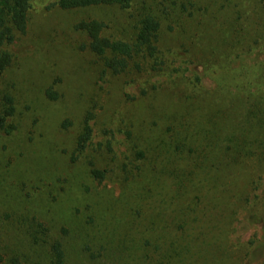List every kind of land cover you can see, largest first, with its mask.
Returning <instances> with one entry per match:
<instances>
[{
	"label": "rangeland",
	"instance_id": "rangeland-1",
	"mask_svg": "<svg viewBox=\"0 0 264 264\" xmlns=\"http://www.w3.org/2000/svg\"><path fill=\"white\" fill-rule=\"evenodd\" d=\"M56 3L31 0L25 33L3 48L0 96L15 112L14 129H0V264H51L56 239L67 264H186L163 250L166 223L179 237L183 220L200 241L194 264H264V0ZM144 15L159 22V72L104 71L74 27L95 20L131 42ZM87 111L92 137L78 154ZM135 151L147 169L125 181Z\"/></svg>",
	"mask_w": 264,
	"mask_h": 264
},
{
	"label": "trees",
	"instance_id": "trees-1",
	"mask_svg": "<svg viewBox=\"0 0 264 264\" xmlns=\"http://www.w3.org/2000/svg\"><path fill=\"white\" fill-rule=\"evenodd\" d=\"M31 0H0V75L11 65V55L3 48L12 43L17 34H24L27 27V14L30 8ZM133 0H57V6L61 10H73V9H85L93 6H118L121 9H127L130 7ZM74 27L84 32L88 38V50L101 60L104 71L111 72L114 76L123 74L128 70H141L148 69L149 71L159 72L163 69L159 64V22L151 15H144L141 17L139 24L136 28L135 37L131 42L122 40H111L101 34L103 30V24L95 20L85 21L82 20ZM151 68V69H150ZM15 112L13 98L9 94H3L0 96V129L5 133H9L14 129L13 124L7 123L9 117H12ZM93 119V114L87 111L83 117L82 125L74 140V152L82 153L92 137V129L90 121ZM69 124L67 120H64L62 127H66ZM70 125V124H69ZM192 150V149H190ZM74 154V153H73ZM77 154V156H78ZM77 156L72 155L71 160L75 161ZM145 162V164H142ZM147 159L143 151H135L132 156L126 159L121 164V167L125 170L123 179L131 182L129 176V170H135L144 172ZM91 176L101 182L105 178V171L96 168L93 163H90ZM230 165V166H229ZM223 170H233L230 163L222 164ZM227 166V168H226ZM231 168V169H230ZM128 171V172H127ZM195 180L200 182L199 176L195 175ZM242 185V184H241ZM210 197L213 194V190L210 187L205 188V195ZM223 202L216 210V218L218 220H224L223 212L218 210L224 207ZM188 209L191 210L189 206ZM6 220L0 215V221ZM175 228V233H179V237L169 236L170 228L168 223L165 225L164 239H168V243H165V250L168 254L177 257H184V262L187 264H194V256L198 263V248L200 241L198 237L189 235V231L186 229L188 224L183 222L178 224ZM160 227V225H159ZM205 227L203 225V231ZM185 244H189V250L183 249ZM191 246L193 250H191ZM49 255L51 257V264H67L65 259V250L60 240L56 239L48 244ZM192 255V261L191 256ZM204 256V255H203ZM200 259L202 260L201 256Z\"/></svg>",
	"mask_w": 264,
	"mask_h": 264
}]
</instances>
